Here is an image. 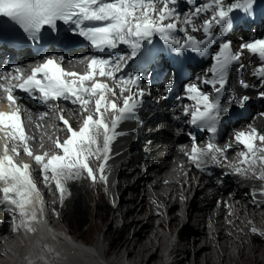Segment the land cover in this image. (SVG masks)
Returning a JSON list of instances; mask_svg holds the SVG:
<instances>
[{"label": "snow or ice", "instance_id": "6c2138e0", "mask_svg": "<svg viewBox=\"0 0 264 264\" xmlns=\"http://www.w3.org/2000/svg\"><path fill=\"white\" fill-rule=\"evenodd\" d=\"M178 2L0 0V17L18 26L28 40L42 46L56 42L58 37H49L47 33L58 32V22H62L67 26L66 32L82 38L96 53L87 58V71L83 74L67 71L62 66L63 57L45 55L27 75L15 68L14 74L0 77L4 81L0 83V92L9 107L8 111H0V133L3 134L0 139L4 141L0 155V205L9 212H18L23 218L22 225L27 227L36 219L33 197H36V203L43 204L37 188L36 168L18 162L22 154L34 160L46 187L51 189L54 184L61 201L67 192L68 181L86 176L95 182L97 172L101 181H107L104 171L111 142L118 135L115 130L121 122L135 118L143 98L151 94L148 85L143 84V68L156 63L164 51L154 44V37L162 41L169 52L183 55L190 51L212 61L203 75L183 85L184 98L192 102L182 108L188 118L186 123L211 134L204 147L197 145L195 134H189L192 140L191 150L187 153L189 160L198 168L209 162L224 166L221 158L227 159L228 150L242 146L236 153L237 163L227 166L237 175L247 177L250 174L252 178L264 181V130L249 124L244 130H234L230 142L223 146L217 143L222 115L228 111L221 103V97L229 82L230 67L238 64L243 69L245 65L241 58L246 51L260 62L253 69V76L264 81V38L241 43L235 50L233 41L227 38L236 14L248 13L254 0H186L191 8L183 14L177 10ZM195 33H202V38H197ZM65 40L71 42L68 37ZM133 64L138 65L140 71H125ZM181 71L182 68H177L176 74ZM97 76L103 79H97ZM204 86H211V91ZM240 86L245 89L255 87L243 79ZM172 87L173 82L169 80L165 91ZM16 90L42 100L45 105L55 100L69 101L79 106V115L88 113L90 105L93 111L83 116L78 129L61 113L59 119L66 138L61 141L57 137L53 141L55 151L51 154L48 151L34 154L31 142L35 137L25 131L18 103L20 97L14 94ZM259 95L264 97V91ZM120 98L122 104L117 102ZM248 100L246 95L238 101L233 96L229 103L238 102L243 107ZM109 112L112 113L110 123L106 116ZM46 115L40 118L44 119ZM93 158L102 161L95 170L90 164ZM261 194L264 195V188ZM28 231L33 229L28 227ZM252 232L256 233L257 229L252 228Z\"/></svg>", "mask_w": 264, "mask_h": 264}, {"label": "bare ground", "instance_id": "6f19581e", "mask_svg": "<svg viewBox=\"0 0 264 264\" xmlns=\"http://www.w3.org/2000/svg\"><path fill=\"white\" fill-rule=\"evenodd\" d=\"M234 22L233 27L239 28L240 25L237 22L234 25ZM247 24L242 22L240 27V30H244L243 43L264 38L263 24L258 23L259 29L255 34H252L253 31L248 33ZM253 57L246 54L250 70L260 63L258 60L252 61ZM246 96H254L251 101L257 104L260 112L256 114L255 110L256 115L251 116L247 124L241 128L235 126L234 130H244L249 124L264 130V104L255 100L258 97L253 91H248ZM179 98L180 93L175 96L176 103L180 102ZM167 106V102L162 103L163 108ZM75 112L67 110L64 113L71 123L76 118ZM177 119L176 113L167 109L161 115L154 114L149 118L146 126L155 127L154 134L143 138V141L152 142L147 148L149 151L143 157L134 156L130 163L121 160L125 156L124 151L121 152L125 144L111 142L105 172L106 175L111 173L112 194L118 204L111 212L110 219L92 212L86 220L84 233L77 232L65 217L60 216V205L66 203L68 197L65 195L61 201L60 193L55 190L52 200H49V188L45 190L43 178L36 170L37 186L49 207L55 210L48 224L55 232L66 233L76 245L93 249L92 254L84 250L85 259L88 260L85 264L102 262L100 258L109 259L108 264H264V195L261 194L264 181L252 178L250 174L247 177L237 175L227 166L237 163L236 153L242 146L229 149L226 160L221 158L224 164L221 167L229 171L232 178L226 176L227 181L223 180L224 172L214 171L210 179L196 180L193 163L189 158L182 160L172 143L171 130L182 127ZM28 123L32 124V121ZM233 131L226 139L222 140L221 137L218 144L223 146L230 142ZM57 136L64 138L61 133H57ZM100 143L102 145V137ZM33 151L42 154L44 151L50 152L51 147L42 140L33 147ZM101 162L94 158L90 160L94 170ZM135 163L141 164V167L135 166ZM96 175L95 182L90 179L93 186L99 188L108 184V180L105 182L98 178V172ZM220 181L224 182L223 186H218ZM247 186L257 189V194H250L252 190L250 192ZM180 220H186L187 224L175 242L167 235L169 233L171 236ZM0 222H3L0 225V264H23L26 253L23 249L18 251L22 240L20 231L12 226L11 217L2 212ZM252 228H256L257 232L253 233ZM256 234L262 240L261 245L254 242ZM53 238L58 240L61 236ZM40 250L42 248L32 250L33 258L29 256L28 259H35ZM52 252L55 256V252ZM33 264H49L46 252H42ZM75 264L84 263L76 260Z\"/></svg>", "mask_w": 264, "mask_h": 264}, {"label": "rangeland", "instance_id": "374dc122", "mask_svg": "<svg viewBox=\"0 0 264 264\" xmlns=\"http://www.w3.org/2000/svg\"><path fill=\"white\" fill-rule=\"evenodd\" d=\"M252 7L254 8V10H252V12L254 11L256 13L257 12L260 13V15L258 17V19H259L258 20V23L264 25V1L263 0L262 1L254 0V3H253V6ZM258 23H257V28L256 29H253L254 27H256V24L254 26L251 25V24H247L246 26H247L248 33H250V31H253L252 34H255L258 31V29H259ZM241 24H242V22L239 23V25H240L239 28L238 27H235L237 29L236 32H235V34L233 36L231 35L232 38H229V39H231L233 41L234 50L239 48L240 42L243 43L244 30H240V27H242ZM234 25H235V22H234ZM263 29H264V26H263ZM237 36L239 38H237ZM246 54L247 53L245 52L244 56L241 58V62L244 63V65H245V67L242 70V76H241V78L243 77V79L247 83L248 80L254 79L255 76H253L252 72H253V69H255L258 65L255 66V67L253 66L251 68L252 70H250L248 68V63H246L247 62L246 61ZM257 60L258 59L256 57H253L252 58V61H257ZM246 79H248V80H246ZM256 112H257V110H256ZM224 139H226V135L224 136V138L222 140H224ZM135 166H138L139 167L140 165H138V163L137 164L135 163ZM104 175L107 177L108 184L106 186L102 185V187L100 185L99 188H97L96 186H93L94 185L93 182H90V178H87L86 176L81 177V178L76 179V180H71V181H68L67 182L66 188L68 187V184L69 183L70 184H73V183H75V184H81L83 180L85 182V190L87 192L86 195L88 197L87 198V200H88L87 202H88V206H89L88 216H87V218L85 220H88V218L90 217V215H91L92 212H98L101 216H105V217H107V219H110L111 218V212L115 208V203L118 204V200L116 199L115 195L112 194V188H111V185H110V176H111V173H108L106 175V172L104 171ZM152 182H153V180L151 181V183ZM149 185H148V187H149ZM44 187H46V186H44ZM48 188H49V190H48ZM45 190H48L47 192L49 193L48 195H49V200H50L52 198L53 193L55 192V186H54V184H51V189H50V187H46ZM160 192L162 193L163 191L161 190ZM65 195L69 199L70 194H69L68 191L65 193ZM103 203H105L107 205L108 210L105 211V208H104ZM60 206L62 208V212H61L60 216L61 217H65V214H64L65 203L61 204ZM180 212H181V210H180ZM48 214H49L48 216H49V219H50L52 217V215H54L55 213L54 212L53 213H50L49 212ZM184 221L185 222H183V221L180 220L178 222V227L176 229H174V232L171 234V236L168 233V235H167L168 238H170L172 241H175V242L177 241V239H176L177 235L180 234L182 231H184V228H185V226L187 224V221L186 220H184ZM86 226H87L86 221L83 224V228H79L77 225H71V227L74 228L79 233H84ZM188 228L190 229V226ZM19 235L21 237H24V234L21 233V232L19 233ZM254 242H255V244H258L259 243V245H261L262 240H261V238L258 235H256V237L254 239ZM21 249H23L25 251V253H26V250L24 248H22L21 246L18 245V251H20ZM123 263L124 264H127L126 262H123Z\"/></svg>", "mask_w": 264, "mask_h": 264}, {"label": "trees", "instance_id": "16d2710c", "mask_svg": "<svg viewBox=\"0 0 264 264\" xmlns=\"http://www.w3.org/2000/svg\"><path fill=\"white\" fill-rule=\"evenodd\" d=\"M67 191L70 197L65 203L64 208L66 221L70 226L77 225L79 228H83L89 209L84 180L81 184L69 183ZM103 205L105 211L108 210L107 205L105 203Z\"/></svg>", "mask_w": 264, "mask_h": 264}, {"label": "clouds", "instance_id": "9594fccd", "mask_svg": "<svg viewBox=\"0 0 264 264\" xmlns=\"http://www.w3.org/2000/svg\"><path fill=\"white\" fill-rule=\"evenodd\" d=\"M55 211V210H54ZM69 237V236H68Z\"/></svg>", "mask_w": 264, "mask_h": 264}]
</instances>
